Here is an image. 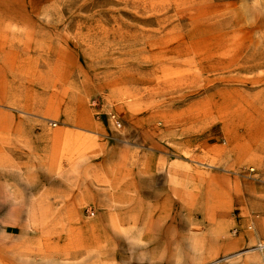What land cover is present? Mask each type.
I'll return each instance as SVG.
<instances>
[{
    "label": "rangeland",
    "instance_id": "rangeland-1",
    "mask_svg": "<svg viewBox=\"0 0 264 264\" xmlns=\"http://www.w3.org/2000/svg\"><path fill=\"white\" fill-rule=\"evenodd\" d=\"M2 121L33 128L0 264L228 263L264 185V0H0Z\"/></svg>",
    "mask_w": 264,
    "mask_h": 264
},
{
    "label": "crops",
    "instance_id": "crops-1",
    "mask_svg": "<svg viewBox=\"0 0 264 264\" xmlns=\"http://www.w3.org/2000/svg\"><path fill=\"white\" fill-rule=\"evenodd\" d=\"M127 110V105L121 103L115 108V116L124 118L127 116ZM29 128H33V126H30L28 121L15 123L8 121L0 122V147L4 146L5 150V154L0 155V160L3 157L6 161L11 160L10 152L13 149V144L22 142L26 138L24 130ZM246 192V199L251 205L252 212L248 210L247 206L239 203L240 201H244L243 199L235 196L237 198L235 208L238 207L237 205H240L241 209L240 214L230 224V236L233 247L230 249L229 262L224 264H262V262L264 264L263 254L254 250L255 244L260 245L264 243V185L256 188L250 187ZM249 212L260 214V216L247 219V216L250 215Z\"/></svg>",
    "mask_w": 264,
    "mask_h": 264
},
{
    "label": "bare ground",
    "instance_id": "bare-ground-1",
    "mask_svg": "<svg viewBox=\"0 0 264 264\" xmlns=\"http://www.w3.org/2000/svg\"><path fill=\"white\" fill-rule=\"evenodd\" d=\"M258 248H259V250H263L264 249V245L263 244H260ZM255 263H257V262H255Z\"/></svg>",
    "mask_w": 264,
    "mask_h": 264
},
{
    "label": "built area",
    "instance_id": "built-area-1",
    "mask_svg": "<svg viewBox=\"0 0 264 264\" xmlns=\"http://www.w3.org/2000/svg\"><path fill=\"white\" fill-rule=\"evenodd\" d=\"M121 126H119V128H120Z\"/></svg>",
    "mask_w": 264,
    "mask_h": 264
}]
</instances>
